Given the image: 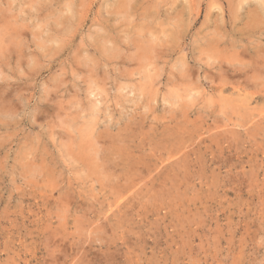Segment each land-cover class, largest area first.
<instances>
[{"label":"rangeland","instance_id":"obj_1","mask_svg":"<svg viewBox=\"0 0 264 264\" xmlns=\"http://www.w3.org/2000/svg\"><path fill=\"white\" fill-rule=\"evenodd\" d=\"M263 1L0 0V264H264Z\"/></svg>","mask_w":264,"mask_h":264},{"label":"bare ground","instance_id":"obj_2","mask_svg":"<svg viewBox=\"0 0 264 264\" xmlns=\"http://www.w3.org/2000/svg\"><path fill=\"white\" fill-rule=\"evenodd\" d=\"M208 1V0H207ZM263 1V0H262ZM242 2H243V0H226V7H228L227 8V12L229 13V14H231L229 17V19H232L231 21H233V20H235L236 19V17L239 15L238 13L241 11H238L239 10V7L240 6H242ZM245 2V1H244ZM224 3V4H225ZM220 4H222V3H220ZM245 5V4H244ZM262 9H264V1H263V3H262ZM241 9V8H240ZM245 9V8H244ZM220 10H222L221 9V7H220ZM260 10V9H259ZM243 11V10H242ZM255 11V10H254ZM223 12V11H222ZM226 12V11H225ZM255 12H257V11H255ZM222 14V13H221ZM260 14V13H259ZM258 13H255V14H253V16L251 17V21H261V15H259ZM264 14V13H263ZM263 16V15H262ZM228 18V17H227ZM238 19V18H237ZM234 22V21H233ZM233 22H231V23H233ZM180 28V27H179ZM179 28H178V30H179ZM231 67V66H230ZM226 71V70H225ZM229 78V77H228ZM234 80V79H233ZM240 81V80H239ZM243 81V80H242ZM241 82V81H240ZM247 82V81H246ZM249 83H250V81H249ZM257 84V83H256ZM250 86V85H249ZM259 86V85H258ZM251 87V86H250ZM247 88V87H246ZM238 105V104H237ZM253 110V109H252ZM243 114V113H242ZM137 138V137H136ZM124 163V162H123ZM143 171V170H142ZM155 178V177H154ZM148 181V180H147ZM170 183V182H169ZM132 191V190H131ZM138 193V192H137ZM127 195V194H126ZM130 196V195H129ZM138 197V196H137ZM132 204V203H131Z\"/></svg>","mask_w":264,"mask_h":264}]
</instances>
